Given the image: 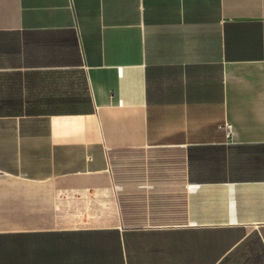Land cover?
<instances>
[{
  "label": "crops",
  "instance_id": "crops-1",
  "mask_svg": "<svg viewBox=\"0 0 264 264\" xmlns=\"http://www.w3.org/2000/svg\"><path fill=\"white\" fill-rule=\"evenodd\" d=\"M0 264H264V0H0Z\"/></svg>",
  "mask_w": 264,
  "mask_h": 264
},
{
  "label": "built area",
  "instance_id": "built-area-1",
  "mask_svg": "<svg viewBox=\"0 0 264 264\" xmlns=\"http://www.w3.org/2000/svg\"><path fill=\"white\" fill-rule=\"evenodd\" d=\"M225 129H226L227 134H230V125L226 124Z\"/></svg>",
  "mask_w": 264,
  "mask_h": 264
}]
</instances>
